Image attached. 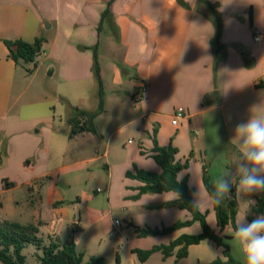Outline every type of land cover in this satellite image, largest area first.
I'll return each instance as SVG.
<instances>
[{"label":"crops","instance_id":"obj_1","mask_svg":"<svg viewBox=\"0 0 264 264\" xmlns=\"http://www.w3.org/2000/svg\"><path fill=\"white\" fill-rule=\"evenodd\" d=\"M108 8L111 17L103 20ZM106 29L111 33L107 34L109 49L106 64L100 65L101 77L111 75L113 85L124 88L116 89V94L129 95L131 102L121 97L105 98L103 114L110 112L109 103L114 104L116 110L131 117L115 134L128 126L143 133L129 171L133 167L135 172L144 158L155 162L152 156L156 137L160 147L172 144L178 150V161H189L190 166L179 174V179L186 178L194 194L198 189L203 193L204 162L208 164L211 183L224 169L235 172L239 153L231 143L234 129L248 119L252 105L264 104V0H0V221L38 225L45 244L51 240L65 244L74 239L79 253L83 252L79 250L78 231L84 218L78 205H63L66 194L58 189L53 176L64 167H58L53 158L62 162L68 154L77 157L87 152L80 138H87L91 144L86 148H92L98 136L91 132L74 137L69 132L62 133L56 117L46 107L52 94L61 102H68L66 119L70 124L71 108L93 113L99 104L92 110L75 103L72 91L63 93L56 87L41 90V109H36V97L31 100L29 114L15 113L32 88L20 69L22 61L17 64L9 57L5 41L33 43L43 38L42 52L60 66L59 70H50L52 76L59 73V85L76 89L84 81L94 79L95 52H99L101 32ZM257 32L260 42L255 41ZM47 46L49 50L45 49ZM178 108H183L186 116L174 126ZM60 117L63 123L64 115ZM35 131L36 135L44 133V143L40 144ZM132 144L130 140L129 145ZM107 154L108 150L104 156ZM34 155L35 166L41 168L36 175ZM150 172L160 173L161 169L156 163V169ZM126 177L129 178L127 174ZM44 178L49 180L37 189L36 200L32 181ZM129 179L134 181L127 186L132 190L129 199L135 202L128 204L126 229L117 231L127 247L125 251L122 245L119 247L117 264H122L124 253L131 259L130 264H210L218 258L227 262L228 256L244 264L243 254L232 242L234 227H218L214 205L199 210L208 226L223 238L224 246L206 240L190 246L186 258L178 259L182 248L178 246L168 258L163 251H156L147 261H141L135 250L166 247L183 235H199L203 230L201 223L196 222L169 235L141 236L144 229L188 222L192 215L179 207H166L165 204L178 200L175 193L139 195L143 183ZM237 181L238 174L232 183L238 204L236 221L246 215L250 222L256 215L254 207L245 203L247 198L239 192ZM255 195L251 199L256 200ZM146 198L156 202L143 208L158 209V219L152 224L148 212L141 213L147 217L143 219L144 227L135 226L141 215L131 207L138 202L148 204ZM67 223L74 226L72 232Z\"/></svg>","mask_w":264,"mask_h":264},{"label":"rangeland","instance_id":"obj_2","mask_svg":"<svg viewBox=\"0 0 264 264\" xmlns=\"http://www.w3.org/2000/svg\"><path fill=\"white\" fill-rule=\"evenodd\" d=\"M106 30L101 32V44L98 49L99 52L97 53L100 65L106 64V53L107 49H109L107 45V34L111 33V31ZM45 49L49 50L48 46ZM47 54L48 53L45 55L44 52L41 51L35 62H21L20 69L23 75L28 78L27 83L31 84L32 92L24 98L21 105L17 106L14 112L20 115L29 114L33 107L31 100L36 97V109H41L42 106L40 105L42 104H38L41 90L55 89L56 87L63 93L72 91L73 93L70 95H73L72 97L75 103L78 102L77 104H82L94 110L99 104V86L96 77H94L93 80H87L78 86L76 85V89L71 87V85L61 86L58 84L59 73L55 77L49 76V72L53 70V67L59 70L60 66L58 64V66L55 65L53 61L48 58ZM102 79L105 81L106 85L104 99H116L121 97L131 102L129 95L116 94V89L124 90V88L115 87L111 75H105ZM49 96V105L46 107L47 112L56 117V123L61 126L60 131L62 133L69 132V134H71L72 129L66 119L70 104L68 102H61L60 98L54 96V94ZM79 99L82 101H79ZM108 107L110 108L109 113L105 115L101 114L94 120L93 126L98 136L95 141V147L93 145L92 148H86L91 142H89L87 138H80L82 143L81 146H84L87 152L77 155V157L76 155L72 157L71 154H68V159L62 162L57 159L56 156L53 158V155V160L59 163L58 167H64V170L56 173L53 179L57 181L58 189H61L66 194V202H64L63 205L70 208H73V205H78L77 207L82 212L84 219L78 231L79 250L85 253L88 259H90V257H104L106 259V264H117L119 247L122 245L124 251L127 248L126 243L118 238L117 231L126 229V222L129 221L126 210L130 208L128 204L135 202L129 199L132 190L127 188V186L129 187V184L134 183V181L127 178L126 174L129 171L128 168L133 165L132 159L134 157V152L140 146L143 133H138L134 126H128L124 131L115 134L121 126L131 120V117L125 112L122 113L116 110L114 104L109 103ZM44 108L43 106V110ZM61 115H64V124L61 123ZM111 136L112 138L109 140ZM36 137L40 140V144L44 143V133L36 135ZM130 140L133 141L132 145H129ZM107 150L108 154L104 156ZM36 158V155H34V175L39 173L41 169L35 166ZM88 159L96 160L93 162L85 161ZM54 166L55 164L53 167ZM137 166V169H146L148 171L156 169V163L148 157L144 158L141 164ZM129 172L135 173L133 167ZM47 180H49V178L32 181V187L35 188V193L32 192L34 199L37 200L39 198L37 189H42V187L45 186L44 182H47ZM136 182L138 181L136 180ZM156 195L158 194H148L149 197H155ZM146 200L147 198L144 199V201ZM147 201H149L148 204L138 202L133 204L131 208L137 215L148 212L147 214L150 215L148 220L153 222L155 219H158L155 218V216H157L159 211L155 208L149 209L148 211L145 210L144 208L146 205L150 206V204H153L151 202H156L155 200H151V198ZM145 218L147 217L141 215L136 219L134 225L144 227L143 219ZM117 221H119L122 228L116 224ZM152 224H154V222ZM66 227L70 228L71 232L74 229V226L70 223H67ZM165 227L167 228L170 226L165 225ZM160 228L162 227L159 226V229ZM112 233L114 234L113 236ZM23 253L27 258L26 264H39L37 255L42 254V252L38 250L36 246L29 244L24 249ZM123 258L122 264H130L131 259L125 253ZM0 264L2 263L0 262Z\"/></svg>","mask_w":264,"mask_h":264},{"label":"trees","instance_id":"obj_3","mask_svg":"<svg viewBox=\"0 0 264 264\" xmlns=\"http://www.w3.org/2000/svg\"><path fill=\"white\" fill-rule=\"evenodd\" d=\"M111 17L110 9L103 13V20ZM221 26H219V33ZM45 43L43 38H37L33 43L25 41H5V45L9 50V57L15 62H35L37 56L41 53L42 47ZM95 77L98 82V98L99 106L96 112L81 110L78 108H71V115L69 122L71 124L72 137L84 133H95L94 120L99 115L103 114L105 99L103 90V81L100 74V63L98 61V54L95 52ZM155 146L153 148L152 158L161 169L160 173L150 172L148 170H140L135 168V173H127L131 179L139 180L143 185L139 189V195L143 194H160V193H180V198L172 203L165 204L166 207H179L184 209L192 215V220L188 222H178L170 227H162L160 229H144L141 231V236H159L169 235L183 227L191 226L196 222H200L203 232L194 236H181L178 240L171 243L169 246L154 247L149 251L135 250L141 261H147L156 251H163L165 258L172 255L176 247L182 246L178 253V259L186 258L188 255V248L192 245L201 243L202 241L212 240L218 246H224L223 238L218 236L207 223L205 215L197 208L192 206L194 201V190L188 185L186 178L180 180L179 174L190 166L189 161H178L176 156L178 150L171 144L170 146L160 147L155 137ZM3 161V156L0 153V165ZM208 164L204 162V182L205 188L208 192L213 190L208 175ZM235 186L232 184L231 193L226 196L224 202L217 206L214 205V211L218 220V227L222 230L226 226L232 225L235 227L237 216V202L235 200ZM256 206H254L255 217L264 214V192L255 195ZM254 217V218H255ZM254 218H251L250 221ZM36 246L42 254L37 255L39 264H106L105 258L92 257L89 260L85 259L83 253H79L74 239L68 240L67 243L61 244L57 241L51 240L48 244L44 243L40 236V227L38 225H21L9 221H0V262L3 264H26L27 258L24 255V249L29 245ZM228 256V254H227ZM229 260L224 262L222 258H218L210 264H242L228 256Z\"/></svg>","mask_w":264,"mask_h":264},{"label":"clouds","instance_id":"obj_4","mask_svg":"<svg viewBox=\"0 0 264 264\" xmlns=\"http://www.w3.org/2000/svg\"><path fill=\"white\" fill-rule=\"evenodd\" d=\"M231 143L239 153L235 172L231 169L221 171L212 182L211 192L205 190L201 193L198 189L194 194V208L221 205L231 193L233 178L237 174L238 190L247 198L245 203L249 208L257 203L251 197L264 192V104L249 108L248 119L236 125ZM175 198H180L179 192H175ZM232 242L243 254L244 264H264V214L257 215L250 222L246 215L238 218Z\"/></svg>","mask_w":264,"mask_h":264},{"label":"built area","instance_id":"obj_5","mask_svg":"<svg viewBox=\"0 0 264 264\" xmlns=\"http://www.w3.org/2000/svg\"><path fill=\"white\" fill-rule=\"evenodd\" d=\"M255 41L260 42L261 41V35L260 32H257L255 35ZM138 99H141V96H138ZM186 116V113L183 108H178L174 114L173 117V125L177 126L179 124V121ZM132 143V142H130ZM116 224H119V221L116 222Z\"/></svg>","mask_w":264,"mask_h":264},{"label":"water","instance_id":"obj_6","mask_svg":"<svg viewBox=\"0 0 264 264\" xmlns=\"http://www.w3.org/2000/svg\"><path fill=\"white\" fill-rule=\"evenodd\" d=\"M52 74H53V71H50V72H49V76H52Z\"/></svg>","mask_w":264,"mask_h":264}]
</instances>
